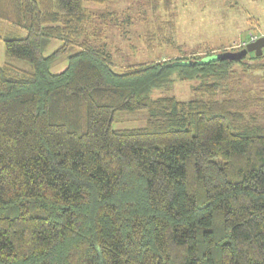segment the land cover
I'll use <instances>...</instances> for the list:
<instances>
[{
    "label": "trees",
    "instance_id": "trees-1",
    "mask_svg": "<svg viewBox=\"0 0 264 264\" xmlns=\"http://www.w3.org/2000/svg\"><path fill=\"white\" fill-rule=\"evenodd\" d=\"M114 1L0 0L27 31L6 54L31 65L0 64V264H264V97L229 85L264 55L116 71L91 7ZM120 111L146 125L115 129Z\"/></svg>",
    "mask_w": 264,
    "mask_h": 264
},
{
    "label": "rangeland",
    "instance_id": "rangeland-1",
    "mask_svg": "<svg viewBox=\"0 0 264 264\" xmlns=\"http://www.w3.org/2000/svg\"><path fill=\"white\" fill-rule=\"evenodd\" d=\"M91 7L108 15L99 26L102 37L97 32L96 43L112 54L114 68L119 72L129 65L182 57L194 51L238 52L246 49L253 38L264 36V0H117ZM26 35L25 29L0 19V64L11 68V75H21L31 70V65L7 56L5 41ZM60 46L61 42L54 40L45 54ZM235 48L238 51H233ZM66 66L67 59L62 58L51 70L60 72ZM240 66L241 63L235 65L237 75L229 85L241 95L264 97V69L243 72ZM192 86L193 82H177L170 94L189 100L194 97ZM147 118L146 111H120L113 127H144Z\"/></svg>",
    "mask_w": 264,
    "mask_h": 264
},
{
    "label": "water",
    "instance_id": "water-1",
    "mask_svg": "<svg viewBox=\"0 0 264 264\" xmlns=\"http://www.w3.org/2000/svg\"><path fill=\"white\" fill-rule=\"evenodd\" d=\"M246 49L238 52H222L217 53L211 60H240L247 53H255L256 56H261L264 49V36L258 38L256 41H251L246 45Z\"/></svg>",
    "mask_w": 264,
    "mask_h": 264
},
{
    "label": "built area",
    "instance_id": "built-area-1",
    "mask_svg": "<svg viewBox=\"0 0 264 264\" xmlns=\"http://www.w3.org/2000/svg\"><path fill=\"white\" fill-rule=\"evenodd\" d=\"M258 38H253L252 41H256Z\"/></svg>",
    "mask_w": 264,
    "mask_h": 264
}]
</instances>
